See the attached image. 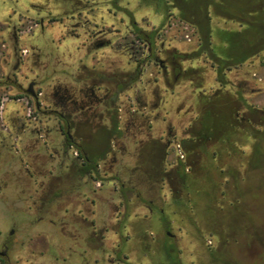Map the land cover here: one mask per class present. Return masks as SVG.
Instances as JSON below:
<instances>
[{
  "label": "flooded vegetation",
  "instance_id": "1",
  "mask_svg": "<svg viewBox=\"0 0 264 264\" xmlns=\"http://www.w3.org/2000/svg\"><path fill=\"white\" fill-rule=\"evenodd\" d=\"M125 1L110 0L108 3L111 7H121L120 24L125 25V32L120 38L121 48L137 57L133 61V70H126L122 80L119 78L108 80L103 72H100L99 76L96 75L97 66L94 63L97 62L95 60L97 52L111 48V43L103 38L102 34L95 33L91 36V33L84 32V26L76 22L75 14L80 12L81 0H30V9L23 15L16 18L17 11L12 10V14L6 18L5 24L10 27L9 39L15 62L12 64L11 74L0 81V87L12 88V91H17L24 97L11 99L20 105V109L12 111V118L7 120L9 127L3 125V119L0 120V264H49L48 249L51 248L55 250L56 256L50 264H97L98 215L95 207L99 193L95 184L106 162L105 158L97 161L90 157L85 143L96 144V135L100 128H103V123L108 127L107 131L113 134L112 143L116 144L118 149L114 148L107 152L112 163L110 173L114 171L108 183L121 186L119 188L121 200L127 196L129 187L126 181L129 178L142 181L146 171L151 178L155 174L163 176L164 180L167 179L166 173L163 172L164 151L173 148L178 153V146L183 149L180 143L176 145L179 140L176 132H172L174 119L171 116L172 108L176 105L175 96L178 95L176 88L181 76H191L186 79L191 85L201 81L202 90H199V97L201 94L203 96L198 104L201 115L195 118L188 114L190 118L185 121L188 122L187 131L193 132L194 138L191 141L201 144L206 141L211 135V130L205 127L207 122H210V127L217 122L224 133H236L235 131L240 133L244 126L254 122L256 110L252 100L257 87L264 86V83L255 77L258 66L255 62L254 42L249 41L248 45L239 42L237 35H240V32L218 27L217 31L221 30L227 35L229 47L223 49L220 48L221 44L211 43L210 39L209 42L201 39L200 50L183 55L174 46L165 48L164 37L171 34V27H167L168 30L159 28L146 32L138 26L137 21H133L132 27L128 28L130 14ZM193 1L186 0L188 8L184 11L193 20L192 24L188 23L190 26L193 25L192 37L189 41L186 40L188 44L195 41L199 28L196 24L199 20L198 14L193 13L190 8ZM18 2L16 0V3ZM157 2L169 8V4L175 7L176 0H167V3L165 0ZM202 2L201 19L209 25L221 23L230 25L239 19L238 24L243 27V31L247 32L253 26L252 18L241 20L238 17L229 19L230 17L226 16L239 12L234 4L226 7L224 0ZM38 10L43 13L39 19L34 16V12ZM54 10L57 12L60 10L62 16L49 22L46 16ZM213 10L217 12L216 15L212 13ZM171 17L170 15L166 19V26L171 23ZM57 27L54 36L57 43V58L48 61L39 45L28 47V38L36 34L42 35L46 28ZM212 31L210 26V37ZM129 39L131 43H128ZM66 42L69 43L70 50L84 52L86 49L85 52L94 63L90 67L86 64L82 66L78 58L81 55L61 60L60 57L65 51L62 44ZM70 42H74V45ZM79 42L81 43L78 44ZM158 42L161 44L159 48ZM87 45H92L93 49ZM162 54L166 59H159ZM33 55L39 58L38 65H30ZM219 60L230 64L224 71V82H219L217 78ZM182 62L187 66H182ZM42 66L46 70L51 66H57L53 71L61 72L62 76L69 71L75 72L77 68L79 72L82 70L87 75L85 80L81 76H76L69 85L60 81L51 93L47 89L44 92L36 90L47 83L50 76L40 80L32 78L27 84L22 82L21 79L26 78L21 75L25 68L33 72ZM262 66L264 67V64ZM155 67L159 70L149 74L151 70L155 71ZM240 69L247 72L243 81L239 80L236 73ZM212 80L215 81L212 87L214 90L206 94L204 92L206 86H210ZM161 82L164 89L161 88ZM249 88L251 91H248ZM26 98H30L34 103L36 116L33 119L31 114H26L21 103ZM129 99L136 100L139 104L131 112L128 109ZM178 107L176 112L180 109ZM161 110L167 111L164 116L158 112ZM152 115L154 116L151 117ZM174 116L176 118L177 115ZM17 121L21 122L19 128L16 127ZM234 122L238 123V126H234ZM164 125L165 140L158 136ZM121 140L123 146L119 145ZM28 145L33 149H27ZM130 146L131 151H128L127 147ZM149 146L157 151L152 154L148 152L151 159L149 162L146 161L149 163L146 167L143 162L145 150ZM127 156L138 158L133 167L124 162ZM187 159L189 154L183 155V158L179 157L178 162L184 164ZM180 169L177 168V173H180ZM33 186L36 187L34 190ZM156 207L155 201L147 205L152 213L158 210ZM13 208L24 210L28 215L35 216L39 222L46 221L44 215L50 213L57 218V223L51 221L56 229H49L50 234L33 236L34 227L31 223L12 222ZM71 225L77 233L75 243L80 249L76 260L62 247L65 230ZM102 227L105 229L107 226ZM248 231L249 234L246 236L243 233V237H246L245 245L251 247L255 243V237L253 232ZM48 236L52 239L51 244ZM34 237L40 238L35 240L38 248L34 245ZM231 244L230 239L223 234L220 240L223 256L226 253L224 249L229 248ZM102 252L105 255L106 249L103 248ZM116 258L118 259V253ZM122 260L119 258L118 261Z\"/></svg>",
  "mask_w": 264,
  "mask_h": 264
},
{
  "label": "rangeland",
  "instance_id": "2",
  "mask_svg": "<svg viewBox=\"0 0 264 264\" xmlns=\"http://www.w3.org/2000/svg\"><path fill=\"white\" fill-rule=\"evenodd\" d=\"M18 1L16 3V0H0V6L4 4L10 6L13 11H17V18L30 9L31 5L30 0ZM202 1L194 0L190 5L191 11L198 14L199 18L198 23L196 22L199 27L198 34L195 35V41L191 44L186 42L184 36L187 32L186 27L193 30V25L188 24H192L193 20L180 9L179 6L182 4L180 2H176L175 7L169 4L170 7L167 8L166 6L165 8L157 1L148 3L145 0H126L130 14L128 16V28L132 27L133 21H137L138 26L146 32L159 28L166 30L167 27H171V34L164 37L166 39L165 48H173L174 46L183 55L194 53L201 49L200 43L202 41L200 40L205 39L202 28H200L202 22L204 23L201 19L203 16ZM109 2L110 0H81L80 12L75 14L76 22L82 27L84 26V32L91 33V36L95 33L102 34L103 38L110 41L111 48L97 52L96 63L88 58L86 49L78 58L82 66L88 64L89 61L90 64H96L97 76L103 72L108 80L114 78L122 80L126 70H133V61L137 57L130 51L126 52L125 49L121 48L122 41L120 38L125 32V25L120 24L121 7H111ZM224 3L226 7L236 5L237 11H239L233 15L224 14L230 17L229 19L233 17L241 18V20L252 18L253 26L245 32L243 27L239 25L240 23L238 24L239 19L236 20L235 24L210 25L213 30L211 37H209L211 43L221 44L220 48L223 49L230 46L227 35L223 34L224 32L221 30L217 31L216 28L218 27L240 32V35H237V40L247 45L246 39L256 40L255 62L258 68L255 73L263 78L264 48L257 51V46L264 44V0H224ZM186 4L188 5V3ZM212 13L217 14L215 10ZM34 14L38 19L43 16L40 10L35 11ZM170 15L172 16L171 23L166 26V19ZM58 16H62V12L54 10L53 12L50 11L46 18L52 22ZM111 18L112 21L109 20ZM220 20L222 21V19ZM57 30L58 27L46 28L42 35L36 34L28 38V47L39 45L48 61L51 58H57V43L54 40ZM213 34L216 35L213 37ZM128 43H131V39L128 40ZM160 46L161 44L158 42L157 48ZM87 47L93 49L92 45H87ZM130 48H135V46H130ZM38 59L33 55L30 65H38ZM159 59L164 60L166 56L162 54ZM14 62L15 57H12V64ZM182 66L186 67L187 65L182 62ZM10 68L9 74H11L12 65ZM55 68L57 66H51L49 70H46L42 66L33 72H29V68H25L21 75L26 78L21 80L24 84H27L32 78L40 80L46 76H51ZM154 69L155 71L151 70L149 74L159 70L158 67ZM236 73L239 80H245L247 72L244 69H240ZM86 75L82 70L79 72V68L75 72H66L62 79L53 81L47 90L49 93L53 92V86L60 81L69 85L76 76H81L85 80ZM181 77L176 88L178 95L175 96L176 105L172 108L171 116L174 119V121L172 120V132H176L179 140L176 145L180 143L183 148L181 149L182 153L184 155L189 154V159L184 163L190 179L188 189H185L183 181L177 173V168L180 165L178 162L179 154L176 153L175 149L170 148L169 151H164L163 172L166 173L167 179L164 180L163 176L159 177L155 174L151 178L146 171L142 181L129 178L126 181V185L129 187L127 196L121 200L119 197L121 186L108 183L111 175H114V171L110 173L112 163L107 152L114 148L118 149L116 144L112 143L113 134L107 131L108 127L103 123V128L99 127L101 130L96 135V144L85 143L90 157L97 161L100 158H105L106 162L103 164L95 184L99 193L95 207L98 215L97 264H264V156L258 154L255 161L256 165H263L262 169L255 170L251 166L256 151L259 148L264 151V86L257 87L256 95L252 100V105L256 110L253 123L244 126L240 133L235 131L236 133L230 132V134L229 132L224 133L223 128L216 122L210 127L211 135L201 144L191 141L194 138L193 132L187 131L188 122H185L190 118V114L195 118L201 115L198 107L202 101L200 98L203 96L201 94L199 97V90H202L200 89L201 81L191 85L186 80L191 76ZM212 87L207 85L204 92L206 94L213 92ZM161 88L164 89L162 82ZM36 90L41 91L42 89L37 87ZM248 91L251 89L249 88ZM12 92V95H0V105L4 101V97L7 101L24 97L17 91ZM132 100L129 99L128 103L130 112L139 106L136 100L133 102ZM21 103L26 114H31L33 119L36 116L33 101L26 98ZM11 106L12 111L14 108L20 109V105L15 101L9 103V107ZM177 106L182 109V113L179 111L180 109L179 112H176ZM19 111L23 112V110ZM158 112L164 116L167 111ZM174 114L177 115L176 118ZM33 122L35 121L33 120ZM237 124L234 122V126H238ZM20 126L21 122L17 121L16 127L19 128ZM34 126L35 124L32 128ZM160 131L158 136H162L165 140V125ZM119 145L123 146L122 140L119 141ZM31 148L28 145L27 149L31 150ZM127 150L131 151V146L130 148L127 147ZM156 151L157 149H152L151 146L145 150L144 166L147 167L149 163L146 161L149 162L151 159L148 152L152 154ZM137 160L136 156L124 158V162H128L131 167L136 164ZM204 187L207 188L205 194L201 191ZM35 188L33 186V190ZM138 193L140 196H136ZM151 201L157 203L156 208L158 210H155L154 213L147 208ZM44 219L46 221L39 222L35 216L28 215L24 210L12 209V222L31 223L34 227L33 236H43L44 233L50 234L49 229H56V226H52L51 221L57 223V218L46 213ZM104 225L107 226L105 229L102 227ZM73 227L71 225L65 230L62 247L76 260L80 249L75 243L77 233ZM246 229L254 233L255 243L251 247L245 245L246 237L243 236L249 234ZM223 234L232 243L229 248L224 249L225 256H223L220 248V240ZM38 238L34 237L33 240ZM48 238L51 244L52 239L50 236ZM34 245L38 248L36 241ZM103 248L106 249L105 255L102 252ZM117 253L118 259L116 258ZM48 256L50 258L48 263L50 264L55 259V250L48 249ZM119 258L123 259L122 262L118 261Z\"/></svg>",
  "mask_w": 264,
  "mask_h": 264
},
{
  "label": "crops",
  "instance_id": "3",
  "mask_svg": "<svg viewBox=\"0 0 264 264\" xmlns=\"http://www.w3.org/2000/svg\"><path fill=\"white\" fill-rule=\"evenodd\" d=\"M12 14V8L8 5H2L0 6V81H3V77L6 78L7 75L9 74L10 67L12 65V45L10 44V27L5 24L6 18H8ZM71 45H74V42H70ZM79 42L78 44H80ZM65 51L62 53V56L60 57L61 60H69L71 58L77 57L76 55L80 56L82 55L83 50H70L68 48L69 43L66 42V44H62ZM5 46V48H3ZM73 51V52H72ZM78 53V54H76ZM81 53V54H80ZM90 58V57H88ZM91 62L89 61L87 67H90ZM213 78L215 77V74L213 73ZM62 79V74L59 71H53V74L49 77L47 83H45L43 86H40V88L43 90V92L46 89H49V86L52 85L53 81H57ZM215 83L214 80H212V83L210 86H213ZM59 85V83H56L55 86ZM9 90L7 91V88L5 87H0V95H12V88H8ZM4 102H3V108L0 110V120L3 119V125L6 127L8 126L7 120L12 118V106L9 107V103L12 100H8L4 97ZM17 109V108H16ZM16 109H13V112H16ZM181 113L183 112L182 109L179 110ZM178 111V112H179ZM1 124V123H0ZM9 127V126H8Z\"/></svg>",
  "mask_w": 264,
  "mask_h": 264
},
{
  "label": "trees",
  "instance_id": "4",
  "mask_svg": "<svg viewBox=\"0 0 264 264\" xmlns=\"http://www.w3.org/2000/svg\"><path fill=\"white\" fill-rule=\"evenodd\" d=\"M145 1H147L148 3L149 2H154V1H157V0H145ZM176 2H180V3H182V4H180V9L182 10V11H185V10H187V8H188V5L186 4L187 2L185 1V0H176ZM200 28H202V31H203V33H204V37H205V41H208L209 42V37H210V25L209 24H207L206 22H202V24L200 25ZM249 41H252V42H254L255 43V45L257 44V41L256 40H254V39H252V40H247L246 39V42H249ZM262 48H264V44L262 45V46H257V51H260ZM256 51V52H257ZM218 63H219V66H220V68H219V70H218V72H217V74H218V76H217V78H218V81L219 82H224L225 81V69H227L228 67H230V64L227 62V61H224V60H219L218 61ZM205 127L207 128V130H210V122H207V124L205 125ZM203 150H204V148H203ZM202 150V151H203ZM263 152V154H261ZM258 154H260V156H264V151H262L260 148L256 151V153H255V155H254V157L252 158V161H251V166L253 167H251L252 169H262L263 167V165H256L255 164V161H256V158H257V156H258ZM179 167L181 168L180 169V173H179V176H180V179L183 181V185H184V187H185V189H188V184H189V182H190V179H189V176L187 175V173H186V171H187V168H186V165L185 164H180L179 165ZM207 189V188H206ZM205 189V187L203 188V189H201V191L205 194L206 193V190ZM216 192V191H215ZM202 193V194H203ZM213 196H215V195H213Z\"/></svg>",
  "mask_w": 264,
  "mask_h": 264
},
{
  "label": "built area",
  "instance_id": "5",
  "mask_svg": "<svg viewBox=\"0 0 264 264\" xmlns=\"http://www.w3.org/2000/svg\"><path fill=\"white\" fill-rule=\"evenodd\" d=\"M186 29V34H185V39L187 40V41H189L190 39H191V37H192V32H193V30H190L189 29V27H186L185 28ZM255 77H256V79L259 81V82H263L264 83V77L262 78V77H260V76H258V74L257 73H255ZM3 102L4 101H2L1 102V105H0V110H2V108H3ZM178 154H179V157L180 158H183V153H182V150L180 149V147L178 146Z\"/></svg>",
  "mask_w": 264,
  "mask_h": 264
}]
</instances>
